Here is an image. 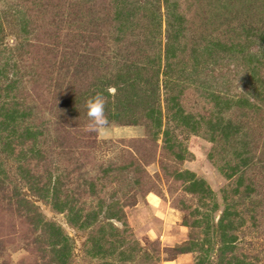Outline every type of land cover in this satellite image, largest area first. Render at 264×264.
<instances>
[{
    "label": "rangeland",
    "instance_id": "1",
    "mask_svg": "<svg viewBox=\"0 0 264 264\" xmlns=\"http://www.w3.org/2000/svg\"><path fill=\"white\" fill-rule=\"evenodd\" d=\"M165 2L93 8L97 52L66 67L57 8L88 5L0 0L10 95L37 128L0 170V264H264V45L241 27L264 24L232 10L235 34H224L197 18L205 3ZM170 11L183 47L170 55L175 82L152 84L158 68L163 82ZM214 39L223 45L202 54ZM96 92L112 122L104 135L85 131Z\"/></svg>",
    "mask_w": 264,
    "mask_h": 264
},
{
    "label": "trees",
    "instance_id": "2",
    "mask_svg": "<svg viewBox=\"0 0 264 264\" xmlns=\"http://www.w3.org/2000/svg\"><path fill=\"white\" fill-rule=\"evenodd\" d=\"M84 2L82 4L83 6H87L90 8L88 14H83L79 9L76 10L75 13L70 15L69 13L65 14L64 12H60L61 8L59 9L58 12H56L55 15V24L57 25V33L60 32L62 29L65 32V36L61 35L56 37L57 40V46L58 49H55L56 55L58 56V64L59 66L65 65L66 67L72 65L69 64V59L74 60L75 56L76 57H81L79 55L80 53L74 55V53L81 52L82 54L85 55H94L95 51L97 52L96 48L92 47L94 44L95 40H98L99 35L97 33L98 27H99V19H98V14L96 12L97 6L100 7V5L107 0H80ZM109 2L113 3L117 7L121 6H129L130 0H108ZM152 2L159 3L160 0H149ZM200 2L205 3L203 7H205L206 11L203 10V7H200L199 13H197V18L201 20H205L206 22H210V17L212 18L211 20L214 19V22H211V25H215L217 28L214 31H219L220 29L222 30V33L234 35L235 31L231 29L230 31V26L232 25L233 18L231 19V12L234 10L235 14H239L241 12L242 14H245L247 18V23L252 22V19L256 18V22L260 24L261 23L257 19V14L264 15V0H236V2H232V0H199ZM164 0V4H165ZM79 7V6H78ZM173 8V7H172ZM93 10V11H92ZM101 10V9H100ZM99 10V11H100ZM96 15H93V14ZM246 13H249L247 16ZM100 14V13H99ZM252 14V15H251ZM208 15V16H207ZM250 16V17H249ZM172 17V20L170 18ZM241 17V16H240ZM252 17V18H251ZM179 16L175 15L174 12H169L167 14V53H166V63H165V69L163 70V82L160 81L159 79V68L156 72V79L152 84H173L174 82L172 79L170 80L168 74V70H170V55L175 53L176 51L180 50L181 45L179 44V38L181 36V28L179 25L181 24L179 22ZM54 20V21H55ZM234 20H238L237 18H234ZM180 23H178V22ZM253 23V22H252ZM177 24V26L175 25ZM264 26V25H263ZM243 28H249V31H257L259 36L257 35L256 37L261 39L262 44L264 45V29H255L246 26V24L241 25ZM240 27V29H241ZM227 29V30H225ZM239 29V28H237ZM236 29V30H237ZM261 30V31H259ZM207 31V30H206ZM97 34V35H95ZM184 34V33H183ZM254 36V35H252ZM235 37V36H234ZM197 40V39H196ZM216 42V43H215ZM178 43V44H177ZM222 42L218 39H214V42H212L208 48H203L201 49L202 54H209L207 51L210 50L211 48H215L216 46L221 47ZM223 45V44H222ZM196 46V45H195ZM182 50V49H181ZM180 50V51H181ZM226 50H231V47L226 46L223 47L222 50H220L221 54H226ZM88 53V54H86ZM74 55V56H72ZM218 56V55H217ZM82 58V57H81ZM4 59V58H3ZM4 64L2 65L3 61L2 59L0 60V170L3 169L4 162L8 161L11 159V156L7 154V149L11 147V144L17 143L18 147L24 148L27 144L25 140H21L20 142H16L17 139L19 140L23 134L33 132L37 128L33 126H29L25 122V115H20V112H25L23 111V108L19 103H17V99L15 96H11L12 92L15 89V86L17 85L14 81L11 80V72H7V67L9 68V61L7 59H4ZM68 64V65H67ZM62 68V67H61ZM15 76V75H14ZM13 76V77H14ZM13 84L14 87L11 85ZM11 91V93H10ZM245 99V97H243ZM243 98H240V100L236 103V107L238 110H241L244 108L245 103L249 101V99L244 100V103L242 102ZM26 106V105H25ZM24 106V107H25ZM25 110H29L28 108H24ZM32 109V108H31ZM21 121V122H20ZM159 124V123H158ZM41 135H32L30 136L29 142L31 141L34 146H36V140L40 137ZM9 146V147H8ZM14 158H12L11 161L14 162ZM15 161H22L21 159H16ZM17 162V163H18ZM5 171H1L0 175L2 176L5 175Z\"/></svg>",
    "mask_w": 264,
    "mask_h": 264
},
{
    "label": "clouds",
    "instance_id": "3",
    "mask_svg": "<svg viewBox=\"0 0 264 264\" xmlns=\"http://www.w3.org/2000/svg\"><path fill=\"white\" fill-rule=\"evenodd\" d=\"M105 91L110 95H115L116 93V89L113 87H108ZM106 107L107 98L102 92H96L85 101L86 116L88 120L85 125V131L104 135L110 130L112 122L109 120Z\"/></svg>",
    "mask_w": 264,
    "mask_h": 264
}]
</instances>
